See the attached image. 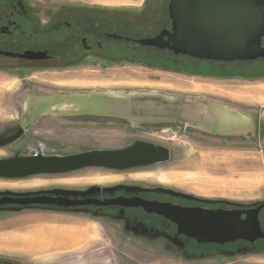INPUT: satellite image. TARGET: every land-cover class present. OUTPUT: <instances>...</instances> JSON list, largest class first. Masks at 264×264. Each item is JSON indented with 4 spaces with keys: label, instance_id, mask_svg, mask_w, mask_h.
<instances>
[{
    "label": "rangeland",
    "instance_id": "obj_1",
    "mask_svg": "<svg viewBox=\"0 0 264 264\" xmlns=\"http://www.w3.org/2000/svg\"><path fill=\"white\" fill-rule=\"evenodd\" d=\"M29 1L40 4V8L47 14L56 13L59 2L79 3L83 7H101L103 8L102 11L116 12L121 15L136 14L137 16L138 12L144 8L142 6L144 0H137V4L126 3L120 5H114L119 3L116 0ZM163 10L166 13L165 3ZM152 23L151 27L145 30L140 29L136 35L140 37L151 35L162 22L155 20ZM156 62L171 66L163 68L156 66ZM236 65L240 66L242 63L237 62ZM151 69L180 72L186 75L195 73L204 77L210 75H203L205 72L210 71L208 67L197 69L193 65L183 66L172 62L166 63V61L158 59H150L148 62L137 60L107 62L92 59L84 64L64 69L41 68L30 72L13 73L12 75L0 71L2 80L13 83L11 88L1 89L0 124L17 121L23 125V123L31 122L27 126L26 132L33 134L42 144L39 145V142H37L38 145L35 149L18 154L14 152L13 156H11V153L5 154L0 151V159L15 156L66 157L85 154L92 150L108 152L127 148L136 142L150 143L156 150L157 155L156 158L145 165L132 164L127 167L88 165L60 173H37L18 178L0 177V193L8 191L30 193L60 188L85 189L90 186L104 187L119 183H134L142 186L171 188L188 193L190 194L189 197L208 204L254 207L257 203L263 202L264 133L262 131L264 130V101L258 103L257 100L248 99L241 105L239 104L250 115L259 117L260 110L263 115L256 126H253L252 134L248 133L244 136L214 135L201 132L190 126L184 127V124H172L171 126L161 123L136 125L109 116L73 115L69 111L51 109L50 104L44 107H48V109L36 113L39 115L27 118V112L29 111L28 98L38 96L50 98L56 93L68 94L79 91L75 87L61 84L64 79H72L81 73H89L92 77L93 75L105 76L108 79H113V77L119 75H125L126 78L129 75H135L132 77L137 76V78L143 79L145 74L150 73L149 70ZM217 72L223 74L220 70H217ZM263 73L260 72L261 75L255 78L246 75L241 77L248 80L263 79L262 81H264ZM212 75L214 76V74ZM153 76L157 77L159 74L154 72ZM87 90L96 92L98 88ZM245 91L248 94L250 89ZM225 101L228 102L227 104L238 106L236 100L225 99ZM65 108L67 107L65 106ZM261 218L263 219V215ZM17 222H21L23 223L22 226L29 228L26 232L30 233L29 230H32V234L36 236L31 238L33 242L38 241L39 236L37 235L40 233L51 234L55 238L53 240L57 239L58 242L67 235V239L62 240L65 243L68 242L66 244L62 242L65 245H69L77 237L74 231L72 234V231L68 229L64 233L65 236H63L61 235L62 230L50 229L48 224L56 225V227L62 225L71 228L81 227L89 232H87V237L84 234L83 240L78 244L68 246L71 249L69 254L66 252L68 247L55 250L62 251L60 257L66 263H63L64 261L44 262L47 260L41 257H46L53 252L51 250L49 252V249L46 248V251L44 250L46 253L39 254L41 257L39 255L29 256L22 253L21 250L8 249V251H0V259L8 261L7 264H74L76 261V264H97L101 259L104 264H264V253H251L250 250H236L232 255L218 253L211 257L188 260L176 256L171 248L167 253L161 248L139 246L131 248L123 246L124 242L122 240L121 245L116 247L111 241L113 238L109 236L106 226L100 220L85 215H64L57 211L45 209V207L0 212V234L1 232L4 234L9 232V235L10 233H17L20 225H14L18 227L15 228L16 230L12 227H6L8 223ZM3 226L7 229L1 230ZM52 232L57 233L54 236ZM69 233H71L70 236ZM57 236L59 238H56ZM13 237L16 240L19 238L14 235ZM2 241L11 244L8 235L3 236ZM58 242L57 244H62ZM259 250L264 249L259 248ZM81 256L83 258L88 256V262L82 261Z\"/></svg>",
    "mask_w": 264,
    "mask_h": 264
},
{
    "label": "flooded vegetation",
    "instance_id": "obj_2",
    "mask_svg": "<svg viewBox=\"0 0 264 264\" xmlns=\"http://www.w3.org/2000/svg\"><path fill=\"white\" fill-rule=\"evenodd\" d=\"M168 1L144 0V8L136 16L102 11L101 7H83L74 2H59L56 13L47 14L40 8V4L29 0H0V71L16 74L41 68L64 69L92 59L107 62H148L150 59H158L183 66L193 65L200 60L186 55H174L167 49L141 46L136 42L137 39L154 37L163 28L170 29ZM164 3L167 14L163 10ZM157 19L162 23L151 35H136L140 29L151 27ZM261 45L264 47V37ZM28 56L33 58H26ZM210 62L217 65V69L233 70L244 76L264 72V58L250 62ZM237 62L242 65H236ZM36 115L39 114L27 112L28 119ZM30 123L22 125L17 121H9L0 124V151L13 156L14 152L18 154L35 149L37 142L42 145L33 134L26 132ZM188 195L161 186L119 183L85 189L60 188L56 192L41 195L49 199L51 204L31 205L29 208L45 207L64 215H85L98 219L106 226L116 247L121 245L122 240L123 246L131 248H161L166 253L171 248L176 256L188 260L211 257L218 253L232 255L236 250L264 253V250H259L264 249V237L253 243L236 240L218 244L198 243L178 233L176 223L166 216V211L187 208L236 210L243 219L246 217L245 211L256 207L208 204ZM3 197L14 196L0 194V200ZM17 207L19 204L16 203L0 204V212ZM263 212L264 208L258 213V219L264 233ZM7 262L0 259V264Z\"/></svg>",
    "mask_w": 264,
    "mask_h": 264
},
{
    "label": "water",
    "instance_id": "obj_3",
    "mask_svg": "<svg viewBox=\"0 0 264 264\" xmlns=\"http://www.w3.org/2000/svg\"><path fill=\"white\" fill-rule=\"evenodd\" d=\"M167 13L170 29L163 28L154 37L137 39L136 42L141 46L167 49L174 55H186L200 61L250 62L264 58V47L261 45L264 37V0H169ZM140 146L147 148L148 158L144 162L131 158L133 150ZM155 151L150 143L136 142L119 150H92L66 157L15 156L0 159V170L5 167L12 171L11 174L0 172V177L18 178L37 173H60L88 165H145L157 157ZM57 190L3 192L0 194L14 197H3L0 204H19L13 211L29 208L31 205H47L52 202L41 195ZM262 208L264 201L245 211L246 217L243 219L236 210L199 208L166 211V216L176 223L178 233L191 237L198 243L223 244L236 240L253 243L264 237L258 219Z\"/></svg>",
    "mask_w": 264,
    "mask_h": 264
},
{
    "label": "crops",
    "instance_id": "obj_4",
    "mask_svg": "<svg viewBox=\"0 0 264 264\" xmlns=\"http://www.w3.org/2000/svg\"><path fill=\"white\" fill-rule=\"evenodd\" d=\"M116 1L119 3H115L114 5L137 4V0ZM192 64L197 69L208 67L210 71L205 72L203 75H210L204 77L194 72H191L194 74L186 75L180 72L151 69L149 70L150 73L145 74L143 79L137 78V76L132 77L135 75H129L128 78L125 75H119L113 77V79H108L105 76L93 75L92 77L89 73H81L72 79H64L61 83L65 86L77 88L78 92L68 94L56 93L50 98H42L41 96L30 97L27 100L28 112L34 114L40 113V111L48 109V107H44L50 104L51 109L69 111L73 115L109 116L123 119L136 125L161 123L171 126L172 124H184V127L190 126L201 132L220 136H244L251 133L253 126H256L258 121L261 120V116H263L262 111L260 110L259 117H256L250 115L240 105L246 100L248 101V99L257 100L258 103L264 101L263 79L248 80L242 78L241 76H244L243 73L217 69L218 66L210 61H206V63L205 61H197ZM217 70L222 71L223 74L218 73ZM154 72L158 73L159 76L154 77ZM7 74L12 75L13 73ZM0 81L2 83V85L0 84L2 86H0L1 95V89L11 88L13 83H8L1 78ZM89 88H98V91H88L87 89ZM247 89H250L248 94L245 91ZM225 99L236 100L238 106L227 104L228 102ZM0 100H2L1 96ZM19 224H21V227L19 226L17 233H12L11 235L18 234L19 243L22 239L25 242L22 241L21 245L19 243H16L17 245L6 243L2 241V238L8 235L9 232L5 234L1 232L0 251L14 249V251L21 250L22 253L29 256L39 255L36 253L39 248V242H33L31 239L33 237L32 232H26L29 228L22 226L23 223L19 222ZM13 225L14 223L7 224L8 227H12L13 229L18 228ZM6 227L3 226L1 230L8 228ZM48 227L53 230L61 229L63 236H65L64 233L67 229H76L78 232L83 231L84 233H82L86 237L88 236L87 232H89L82 230L81 227L69 228L67 226V228L63 225L61 227L49 225ZM29 242L31 243L30 245ZM36 243L38 246L34 247ZM31 245L33 247H30ZM69 250H71L69 247L66 248L67 254H69ZM61 253L62 251L54 250L51 253L52 255L48 254L46 257L39 256L47 260L44 262L51 263L64 261L60 257ZM81 257L83 258V256ZM87 257L84 256L82 261H86L87 263ZM63 263L66 262L64 261ZM97 264H104V262L101 259Z\"/></svg>",
    "mask_w": 264,
    "mask_h": 264
},
{
    "label": "bare ground",
    "instance_id": "obj_5",
    "mask_svg": "<svg viewBox=\"0 0 264 264\" xmlns=\"http://www.w3.org/2000/svg\"><path fill=\"white\" fill-rule=\"evenodd\" d=\"M0 84L2 85V83H1V81H0ZM0 85V86H1ZM2 87V86H1ZM146 152H147V148L146 147H142V146H140V147H137L135 150H133V153L131 154L133 157H131L132 159H135V160H137V161H141V162H144L147 158H148V156L146 155ZM122 161H123V159H122ZM0 172H2V174H11L12 173V171H10V170H7L5 167H3L1 170H0ZM42 221V220H41ZM21 223V222H20ZM13 224V223H12ZM21 225V224H19L18 222L17 223H14V225ZM13 225V226H14ZM39 225V224H38ZM38 225H37V227H38ZM42 225V224H41ZM7 226V225H6ZM49 226V225H48ZM8 227V226H7ZM21 227V226H20ZM51 227V226H50ZM61 227V226H60ZM67 227V226H66ZM69 227V226H68ZM67 227V228H68ZM9 228V227H8ZM33 228V227H32ZM34 228H36L35 226H34ZM43 228V227H42ZM41 228V229H42ZM44 228H45V226H44ZM48 228V227H47ZM64 228V227H63ZM70 228V227H69ZM49 229V228H48ZM59 229V228H58ZM82 230H84L85 231V229H83V228H81ZM80 229V230H81ZM36 230V229H35ZM39 230V229H38ZM37 230V231H38ZM57 230V229H56ZM59 230H61V229H59ZM68 230H71V229H68ZM32 230H29V232H31ZM45 231V230H44ZM65 231V230H64ZM72 231V234H73V231L75 232V236L77 235V237H75V239L72 241V242H70L69 243V245H65L66 243H68V242H64V241H62L63 239H67V236H65V237H63V239H61V241H59V242H64L65 244H57V242H58V240L56 239V240H53V239H55L54 237H52L51 236V234H38L37 236H39L40 238H37L38 240H40V241H37V240H35V242L37 241V242H39V246L37 245V243L34 245V247L35 246H38L39 248L37 249V251H36V253H38V254H40V253H46L45 251H46V248H48L49 249V252H51V251H54V250H57V249H60V248H64V247H70V246H75L76 244H78L80 241H82L83 240V236H84V232L83 231H79L78 232V230H76V229H73V230H71ZM39 232H40V230H39ZM47 232V231H46ZM45 232V233H46ZM54 232V231H53ZM52 232V233H53ZM58 232V231H57ZM57 232H55V233H57ZM83 232V233H82ZM33 233V232H32ZM35 233H37V232H35ZM55 233H53V235L55 234ZM59 233V232H58ZM67 233V232H66ZM27 234V233H26ZM70 234L71 233H69V236H70ZM14 236H17V237H19L18 236V234H13ZM13 235H11V233H10V235L8 234V237H9V239L11 240V244H16V243H19V241L20 240H16L14 237H13ZM28 235V234H27ZM58 235V234H57ZM59 235H60V233H59ZM62 235V234H61ZM65 235V234H64ZM32 236H34V234L32 235ZM55 236V235H54ZM72 236V235H71ZM28 237V236H27ZM26 237V238H27ZM34 237H36V236H34ZM73 237H74V235H73ZM25 238V237H24ZM56 238H59L58 236L56 237ZM70 238V237H69ZM28 239V238H27ZM31 240V239H30ZM29 240V241H30ZM60 240V239H59ZM18 241V242H17ZM23 241V239L21 240V242ZM32 241H33V239H32ZM56 241V242H55ZM68 241H69V239H68ZM21 242L19 243L20 245H21ZM23 242H25V241H23ZM58 242V243H59ZM23 244H25V243H23ZM28 244V243H27ZM27 244H26V246H27ZM31 243L29 242V245H30ZM34 244V243H33ZM17 245V244H16ZM15 245V246H16ZM25 246V245H24ZM25 246V247H26ZM30 247H33L32 245L30 246ZM41 247V248H40ZM34 249V248H33ZM25 250V249H24ZM45 250V251H44ZM51 250V251H50ZM29 252H30V250H28ZM35 252V251H34Z\"/></svg>",
    "mask_w": 264,
    "mask_h": 264
},
{
    "label": "trees",
    "instance_id": "obj_6",
    "mask_svg": "<svg viewBox=\"0 0 264 264\" xmlns=\"http://www.w3.org/2000/svg\"><path fill=\"white\" fill-rule=\"evenodd\" d=\"M160 62H156V66H161V67H163V68H169L170 66L169 65H166V64H159ZM167 63V62H166ZM264 74V73H263ZM261 74H260V72H258V73H255V74H252V75H249V77L250 78H255V77H259Z\"/></svg>",
    "mask_w": 264,
    "mask_h": 264
}]
</instances>
